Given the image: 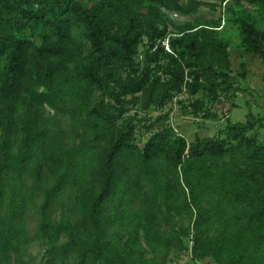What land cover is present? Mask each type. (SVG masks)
<instances>
[{
    "label": "trees",
    "instance_id": "1",
    "mask_svg": "<svg viewBox=\"0 0 264 264\" xmlns=\"http://www.w3.org/2000/svg\"><path fill=\"white\" fill-rule=\"evenodd\" d=\"M91 2L0 0V264H28L35 241L41 264H264V115L191 142L168 124L137 144L181 95L184 114L214 118L243 90L247 63L233 69L221 20L195 16L219 3ZM220 2L264 63V28ZM235 2L264 20V0Z\"/></svg>",
    "mask_w": 264,
    "mask_h": 264
},
{
    "label": "rangeland",
    "instance_id": "2",
    "mask_svg": "<svg viewBox=\"0 0 264 264\" xmlns=\"http://www.w3.org/2000/svg\"><path fill=\"white\" fill-rule=\"evenodd\" d=\"M82 1L87 2L88 5L92 4L91 0ZM182 1L186 2L187 0ZM212 1L219 3L220 6L217 10L203 7L199 14L195 16L213 19L215 21L221 20V27L219 30L221 36L230 42L233 69L235 71L239 70L242 61H246L247 63V79L241 83L243 90L236 91L230 95L221 96L220 101L211 106L212 112L216 115L214 118H206L203 115L195 116L191 114H184L183 107L180 103H178V101L182 99H189V96L186 94L181 95L170 106L164 108L163 110H154L148 114V118L151 119V121H154L160 115L169 112V119L167 122L165 121L164 124L159 123L157 127L151 131H148L143 126H138L137 144L139 147H143L152 132L157 131L161 126L163 127L168 124H170L177 133L186 137L191 142L196 135L203 138L217 136L220 130L223 129L229 121L231 123L244 122L250 110H252V112L257 116L264 115V63L256 56L246 55L243 53L240 47L241 37L239 35V29L234 22V16L226 9L225 4L221 5L220 0ZM228 1L239 14L248 15L250 20L254 21L257 26L264 28V20L256 6L246 3L236 5L235 0ZM195 16L179 17L176 15H170V17L177 23L191 21ZM76 35L81 38V31H78ZM143 48L144 47L140 48V52ZM135 112V109L131 110V114H134ZM139 114L145 115V113ZM63 124L66 129L70 128L67 124V120H64ZM257 133L260 141H264V129H259ZM41 201V197L37 198L34 204L30 205L27 213V230L30 237L35 235L39 226L40 217L38 209ZM59 215H61V210L57 213V218ZM62 239L65 241L66 237L64 236ZM143 243L147 246L145 241ZM45 249L46 248L43 242H32L24 261H28V264H41ZM206 262L214 264L212 259H208ZM12 264L15 263L12 261ZM169 264L194 263L191 261L189 254H182L180 258L171 261Z\"/></svg>",
    "mask_w": 264,
    "mask_h": 264
},
{
    "label": "built area",
    "instance_id": "3",
    "mask_svg": "<svg viewBox=\"0 0 264 264\" xmlns=\"http://www.w3.org/2000/svg\"><path fill=\"white\" fill-rule=\"evenodd\" d=\"M164 44H165V46H166V49H167L168 51H171V50H170V47H169V44H168V40H166V41L164 42Z\"/></svg>",
    "mask_w": 264,
    "mask_h": 264
}]
</instances>
